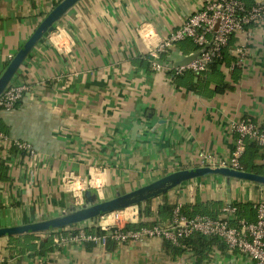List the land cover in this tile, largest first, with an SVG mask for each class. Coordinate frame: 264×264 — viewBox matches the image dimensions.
Returning a JSON list of instances; mask_svg holds the SVG:
<instances>
[{
    "label": "crops",
    "instance_id": "obj_1",
    "mask_svg": "<svg viewBox=\"0 0 264 264\" xmlns=\"http://www.w3.org/2000/svg\"><path fill=\"white\" fill-rule=\"evenodd\" d=\"M61 1L0 0V76ZM254 1L246 0L248 5ZM203 4L80 0L44 36L12 80L26 87L21 100L14 110L0 111V132L31 144L36 152L32 156L0 143V227L60 216L81 203L88 191L107 200L173 172L201 167L202 153L225 159L234 149L232 125L239 120L250 118L264 129V25L236 35L223 61L200 75L187 72L174 79L148 62L149 50ZM142 28L153 29L157 39L147 43ZM61 31L68 34L67 49L53 42ZM238 45L248 51L241 65L234 51ZM196 50L186 39L160 60L175 67ZM219 87L228 88L218 92ZM260 154L256 164L262 167V149ZM93 167L108 169L112 177L102 192L88 187L73 196L64 189L66 175L87 178ZM164 196L174 206H208L209 215L215 216L227 205L239 206L232 221L236 224L240 215L241 220L256 221L264 186L222 177L196 179L153 199L154 212ZM128 212L137 213L135 222L137 206ZM108 223L100 217L88 226ZM78 227L60 235L70 236ZM219 242L224 248L215 246L202 264H256ZM169 245L159 238L91 250L68 244L45 258L10 257L8 238H0V264H198L194 252L175 256L167 251Z\"/></svg>",
    "mask_w": 264,
    "mask_h": 264
},
{
    "label": "built area",
    "instance_id": "obj_2",
    "mask_svg": "<svg viewBox=\"0 0 264 264\" xmlns=\"http://www.w3.org/2000/svg\"><path fill=\"white\" fill-rule=\"evenodd\" d=\"M203 2L200 11L188 17L169 38L159 41L149 50L148 56L154 71L166 70L173 78L183 76L187 72L198 75L206 73L216 60L223 59V53L230 46L232 38L249 27L264 25V0H255L251 5H248L246 0H203ZM147 30L142 28L141 33L144 34ZM186 39L193 41L197 50L201 52L204 50L200 57L186 66L165 65L160 60L161 56L175 43ZM234 51L237 64L241 65L246 60L248 51L241 45L235 47ZM25 90V86L11 82L0 98V111L14 110ZM232 131L236 135L234 149L229 158L221 160L218 166L241 170V161L248 144H255L264 151V129L249 118L233 123ZM0 143L15 147L28 155L36 154L31 144L10 140L2 132H0ZM200 159L201 167L217 166V158L211 155L202 153ZM262 167L264 172V159ZM255 208V222L233 224L232 221L237 217V208L232 205H227L217 218L199 215L188 218L182 213V206L176 205L167 226L154 225L137 231H125V226L137 216V213L127 215V210L131 209L128 208L103 216L107 221H111L102 226L105 231L113 229L109 235H90L83 230V226L79 225L77 233H72L70 236L59 235L55 241L61 246L68 244L85 246L86 243H93L95 246L107 247L108 240L121 245L148 238H159L172 245H178L181 240L189 239L199 233L208 239L221 240L228 250L239 252L254 260L256 264H264V202L256 205Z\"/></svg>",
    "mask_w": 264,
    "mask_h": 264
},
{
    "label": "water",
    "instance_id": "obj_3",
    "mask_svg": "<svg viewBox=\"0 0 264 264\" xmlns=\"http://www.w3.org/2000/svg\"><path fill=\"white\" fill-rule=\"evenodd\" d=\"M79 1L80 0L61 1L46 16L23 47L14 55L0 76V98L11 84L18 70L35 46L44 38L45 35L54 30L56 23ZM202 52L196 50L192 55L185 57L177 63L175 67L189 65L193 61L197 60ZM208 177H222L228 181L235 179L264 186V175L231 169L228 167L207 166L179 170L130 192L118 193L115 197L108 200H98L96 195L88 191L85 193L86 203L84 206H73L69 211L60 216L39 222L12 227H0V238L9 239L13 236L40 234L65 229L75 225H86L89 221L103 217L106 214L139 206L147 201L163 196L188 181Z\"/></svg>",
    "mask_w": 264,
    "mask_h": 264
},
{
    "label": "trees",
    "instance_id": "obj_4",
    "mask_svg": "<svg viewBox=\"0 0 264 264\" xmlns=\"http://www.w3.org/2000/svg\"><path fill=\"white\" fill-rule=\"evenodd\" d=\"M232 41L233 38L231 42ZM194 49H196V47H194ZM225 55L226 52L224 51L223 59L225 58ZM223 59L216 60L212 65H210L209 69L210 68L215 69L217 65L223 61ZM148 62H149V58H148ZM176 78L178 77H174V79ZM190 88L195 91L196 85L193 84L191 85ZM227 88L228 87L226 88L219 87L217 91L223 92ZM260 150L261 148L255 144L248 145L244 157L241 161L240 169L243 171L252 172L256 174H264L262 167L260 165H257L255 162L257 159L263 156L260 154ZM214 205L215 204H212V206ZM175 207L176 206L169 204V202H167L165 198L163 204L159 206L157 212H154L152 208V200L147 201L144 204L137 206L139 211L138 219L135 222L128 223L125 226V231H137L144 227L146 228L153 227L154 225L165 227L169 224V222L166 223V220L167 219H169V221L171 220ZM223 211L224 209H221L219 215L215 216L214 214L209 215L208 206L196 205V207L194 208L192 207V209L191 206H182V213L186 215L188 218H194L198 215L217 218L223 213ZM237 211H239V206L237 208ZM153 217H155V220H151ZM98 219L99 218L95 219V221H97ZM239 222H249V221L245 219L241 220V215H240L239 220L237 221L236 224H238ZM71 227H78V225ZM75 230L76 231L73 233L78 232V229ZM83 230L90 235L92 234L97 236H103V235L111 234V230L113 229L105 231L100 226H88V224H86V226L83 227ZM61 233H67V232L65 229H62L60 231H50L40 234H27V235L10 237L8 239V250L10 257H23L25 255L32 254L33 256L45 258L51 253L60 250V248L62 247L59 243L55 241L56 237L59 236ZM111 244H113V242L108 240L107 246H110ZM85 246L88 250H91L95 245L93 243H86ZM215 246L224 248L222 243L219 242V239L216 238L208 239L204 235L196 233L189 239L181 240L178 243V245L170 244L167 247V251L175 256L180 255L185 251H192L197 257V263L202 264L203 262L209 259V254L211 253L212 249Z\"/></svg>",
    "mask_w": 264,
    "mask_h": 264
},
{
    "label": "clouds",
    "instance_id": "obj_5",
    "mask_svg": "<svg viewBox=\"0 0 264 264\" xmlns=\"http://www.w3.org/2000/svg\"><path fill=\"white\" fill-rule=\"evenodd\" d=\"M143 38L149 44L157 39L155 31L151 28H149L143 34ZM57 41L60 45H63L65 49H67V45L70 43L68 34L63 31L53 38L54 44ZM58 50H60L59 47ZM111 179L112 177L108 169L93 167L89 169V175L87 178H82L75 174L66 175L64 178L65 183L63 187L69 194L73 196H80L88 187L96 189V191L99 193L109 185Z\"/></svg>",
    "mask_w": 264,
    "mask_h": 264
},
{
    "label": "rangeland",
    "instance_id": "obj_6",
    "mask_svg": "<svg viewBox=\"0 0 264 264\" xmlns=\"http://www.w3.org/2000/svg\"><path fill=\"white\" fill-rule=\"evenodd\" d=\"M189 43V42H188ZM189 44H191V42L189 43ZM229 157H227V158H225V159H228ZM221 160H223V159H219V158H217V163H216V165L217 166H215V167H219L218 165H219V163H220V161ZM198 163H200L201 162V159H199L198 158ZM256 162V161H255ZM208 178H212V177H208ZM130 192V191H129ZM97 196V195H96ZM108 200V199H107ZM86 203V200H85V198H84V200L83 201H81V203H79L78 205H75V206H78V207H80V206H84V204ZM136 207V206H135ZM130 208H132V207H130ZM134 208V207H133ZM129 211H131V210H129ZM127 215H129V216H131V215H133V214H131L130 212H128V214ZM92 223V221H89L87 224L88 225H90ZM124 223V222H123ZM66 229V228H65ZM62 230V229H61ZM55 231H59V230H55Z\"/></svg>",
    "mask_w": 264,
    "mask_h": 264
}]
</instances>
